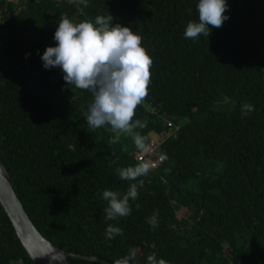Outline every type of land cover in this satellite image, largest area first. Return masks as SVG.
<instances>
[{
	"label": "trees",
	"instance_id": "1",
	"mask_svg": "<svg viewBox=\"0 0 264 264\" xmlns=\"http://www.w3.org/2000/svg\"><path fill=\"white\" fill-rule=\"evenodd\" d=\"M197 3L0 0V160L31 222L69 264H113L130 248L138 264L152 253L168 264H264V0H227L222 27L193 41L184 30L198 20ZM107 13L143 36L153 60L135 117L147 127L137 131L149 143L168 121L179 127L157 148L167 160L139 178L130 215L112 221L102 193L127 190L132 181L117 170L138 163V149L127 136L110 143L108 126L91 129V93L41 60L61 15ZM109 224L123 235L107 239ZM0 264H34L1 204Z\"/></svg>",
	"mask_w": 264,
	"mask_h": 264
},
{
	"label": "clouds",
	"instance_id": "2",
	"mask_svg": "<svg viewBox=\"0 0 264 264\" xmlns=\"http://www.w3.org/2000/svg\"><path fill=\"white\" fill-rule=\"evenodd\" d=\"M71 2L88 6V0ZM196 7L198 20L187 23L184 30L186 39L195 41L200 36L208 37L209 26L222 27L228 19L227 0H198ZM113 19L107 13L76 22L67 15H61L53 37L56 44L46 46L41 60L45 69L59 67L68 86L91 93L92 100L84 115L91 129L108 126L113 133L110 143L118 142L121 136L131 137L135 147L147 153L150 151L147 137L137 131L147 127V121L135 117L138 107L149 95L153 60L144 46L143 36L129 26L113 23ZM253 110L249 103L242 106L245 116ZM160 160H167V156L162 155ZM152 170L153 164L148 159L117 170L120 180L132 183L123 193L103 191L102 198L107 202L104 208L106 220L130 215L129 201L137 199L138 189L143 187L139 178ZM147 222L152 228L157 227V213L154 212ZM122 235L123 229L114 224H109L105 230L107 239ZM146 262L168 264L163 258L157 259L155 253L147 255ZM113 264H138L136 249L130 248Z\"/></svg>",
	"mask_w": 264,
	"mask_h": 264
},
{
	"label": "water",
	"instance_id": "3",
	"mask_svg": "<svg viewBox=\"0 0 264 264\" xmlns=\"http://www.w3.org/2000/svg\"><path fill=\"white\" fill-rule=\"evenodd\" d=\"M0 160V204L9 217L21 245L34 264H69L71 254L59 249L44 238L31 222L17 198ZM90 261L108 264L94 257H83Z\"/></svg>",
	"mask_w": 264,
	"mask_h": 264
},
{
	"label": "built area",
	"instance_id": "4",
	"mask_svg": "<svg viewBox=\"0 0 264 264\" xmlns=\"http://www.w3.org/2000/svg\"><path fill=\"white\" fill-rule=\"evenodd\" d=\"M7 2L20 3L21 0H6ZM168 131L161 132L160 134H154L150 136V141L148 143L150 151L147 153L137 151L135 154V159L139 162L141 159H148L153 164V169L157 168L160 163L161 154L157 151L159 144H161L167 137L175 134L179 129L178 126H175L172 121L167 122Z\"/></svg>",
	"mask_w": 264,
	"mask_h": 264
},
{
	"label": "rangeland",
	"instance_id": "5",
	"mask_svg": "<svg viewBox=\"0 0 264 264\" xmlns=\"http://www.w3.org/2000/svg\"><path fill=\"white\" fill-rule=\"evenodd\" d=\"M17 5H20V3H16ZM149 139H150V136H149ZM188 211L186 210V209H184V208H182L180 211H179V215H181V216H183V217H185V216H187L188 215Z\"/></svg>",
	"mask_w": 264,
	"mask_h": 264
}]
</instances>
